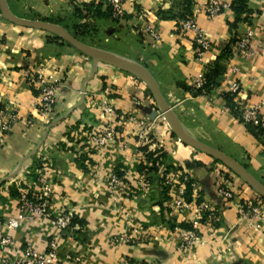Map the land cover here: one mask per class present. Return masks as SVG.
Wrapping results in <instances>:
<instances>
[{
    "label": "crops",
    "instance_id": "crops-1",
    "mask_svg": "<svg viewBox=\"0 0 264 264\" xmlns=\"http://www.w3.org/2000/svg\"><path fill=\"white\" fill-rule=\"evenodd\" d=\"M6 1L18 17L60 19L67 25L75 7L94 0ZM207 1L124 0L121 17L85 12L84 20L95 34L92 42L88 43L89 36L83 42L146 68L190 136L218 148V139L229 143L248 156L249 170L264 176V143L223 99L229 82L237 80L243 88L240 103L258 105L264 115V0H246V11L234 24L235 12L229 5L211 17L201 10ZM106 8L100 5L103 12ZM187 12L195 13L210 44L201 55L195 52V31L180 26L181 15ZM147 21L156 27L157 40L145 34ZM249 27L255 31L251 55L222 53L233 34H243ZM216 64L221 75L211 90L196 93L191 79ZM232 68L236 70L227 72ZM36 71L52 75L56 82V101L47 113L36 109L38 91L28 76ZM103 91L118 116H108L115 123V138L98 146L92 135L105 119L96 108L87 107L86 100ZM0 105L19 115L0 142V239L9 235L14 242L12 249L0 243V260L19 264L25 248L44 251L55 239L60 264H264V218L251 220L237 206L254 199L255 192L214 157L176 138L158 119L153 95L141 78L94 62L54 32L14 24L0 13ZM27 118L32 125L26 124ZM140 124L153 127L147 142L138 138ZM157 154H162V170L154 172L160 162L153 165ZM176 167L189 172L199 185V197L216 211L215 218L200 219L196 241L185 249L179 248L177 231L191 210L177 209L171 194L158 201L165 175ZM39 172L51 189V214L73 213L72 233L58 234L44 216H28L15 229L6 226V220L19 213V197L10 193L12 183L23 186L20 181L27 177L34 184L29 174ZM111 174L121 179L114 188L109 185ZM143 174L151 175L145 193L137 186ZM224 185L234 192L232 199L219 193ZM137 224L150 235L147 242H114V236Z\"/></svg>",
    "mask_w": 264,
    "mask_h": 264
},
{
    "label": "built area",
    "instance_id": "built-area-1",
    "mask_svg": "<svg viewBox=\"0 0 264 264\" xmlns=\"http://www.w3.org/2000/svg\"><path fill=\"white\" fill-rule=\"evenodd\" d=\"M95 2H101L106 6H110L112 10V15L114 17H121L124 13L123 2L124 0H94ZM228 3L221 2L219 0H208L203 8V12L208 16H214L221 12L224 8L228 7ZM180 26L183 30H194L195 31V52L197 55H201L207 49H209L210 44L206 38L203 30H201L195 21V13L182 19L180 21ZM144 32L153 40L158 39V32L156 27L151 21H147L144 24ZM255 36V31L252 27L247 28L243 34H240L237 41L232 47V54H240L243 56H249L254 51V44L252 39ZM236 70L232 68L227 70V72ZM31 78L33 85L38 91L36 109L39 112L47 113L50 112L55 101V91H56V82L52 75H43L40 71L31 72L28 74ZM204 82L203 75L194 76L191 79V85L194 88H199ZM227 92H230L234 95V100L237 106L240 105V121L244 124L251 123L253 125H259L264 128V115L260 114L258 105H248L245 106L240 103V96L243 93V88L239 81L232 80L227 85ZM82 94H85V91H81ZM86 106L89 108H96L101 116L105 119L104 126L101 129L97 130L95 134L92 135L93 141L98 146H103L109 141L113 140L116 135L115 123L108 119V116L113 115L117 117L112 103L109 101L107 94L103 91L99 93V97L95 95H89L86 100ZM19 115L17 111L6 105H0V142L5 138V135L11 130L13 124L18 120ZM130 119H135L133 116ZM27 125H32L33 121L31 118L26 119ZM141 143L149 141V132L148 126H144L142 130L139 131L138 135ZM159 160V159H157ZM157 168L162 170L160 162H156ZM142 184L148 188V182L146 180L145 174L141 175ZM121 179L117 174H111L109 179V185L114 188L120 184ZM189 182L192 193L191 200L187 201L185 199L186 195V183ZM163 185H167L169 188L170 194L173 196L174 205L177 207H189L187 209L191 210V229H183L180 232V237L185 238H195L196 239V230L200 225L199 218L208 212V216L212 214V207L210 204L203 200H198L199 194L196 195V190L199 188V185L196 180L191 178L188 171L180 169L178 167L171 169L164 177ZM35 190L33 191L32 196H28L27 191L24 188H19V198H18V209L19 213L12 218L6 220V226L11 229H15L19 226L21 220H24L28 216L30 217H41L44 216L48 220V224L56 230L58 234L61 233H72L74 230L75 223H73L74 215L71 211L61 210L56 214H51L49 211L50 197L49 193L51 191L49 184L46 182L45 174L39 172L36 181L34 182ZM219 193L225 199H232L234 192L230 188L220 187L218 189ZM196 195V196H195ZM244 207L250 208L255 215L258 214V207L255 204H252V201L248 200L239 204L240 211L244 210ZM249 211V210H248ZM202 214V215H201ZM135 230V229H134ZM135 238L134 233L130 234H121L113 237L114 242L127 243L133 242ZM194 239V240H195ZM0 243L12 249L14 247V242L9 235L0 239ZM56 240L51 239L47 249L44 251H38L34 248H25L24 255L19 262V264H60L57 262L56 256ZM74 261H79L78 257L74 258ZM17 263V262H16ZM0 264H12L8 261L7 258H2ZM124 264H130L125 262Z\"/></svg>",
    "mask_w": 264,
    "mask_h": 264
},
{
    "label": "water",
    "instance_id": "water-1",
    "mask_svg": "<svg viewBox=\"0 0 264 264\" xmlns=\"http://www.w3.org/2000/svg\"><path fill=\"white\" fill-rule=\"evenodd\" d=\"M0 13L5 19L14 24L27 27H35L49 32H54L67 40L77 50L90 57L94 62H104L108 65L121 70H125L141 78L148 84L150 91L158 104V107L162 111L164 119L166 120L171 130L177 135V138L179 140L193 147H196L203 152H206L207 154L213 156L215 159L226 164L238 175H240L245 181H247L262 197H264V184L261 183L256 177H254L242 164H240L236 159L226 154L222 150H219L214 146H211L190 136L180 126L171 110L170 105L161 94L152 74L146 68L126 59L119 58L111 52L100 50L92 45L83 42L82 40L74 37L60 24L49 21L18 17L10 11L6 0H0Z\"/></svg>",
    "mask_w": 264,
    "mask_h": 264
},
{
    "label": "trees",
    "instance_id": "trees-1",
    "mask_svg": "<svg viewBox=\"0 0 264 264\" xmlns=\"http://www.w3.org/2000/svg\"><path fill=\"white\" fill-rule=\"evenodd\" d=\"M246 0H232L231 3L229 4V6L232 8V10L235 12V19L233 21V24L239 19V15L242 11H246V5H245ZM103 3L101 2H94V1H90V2H83L80 4V6L75 7V11L73 13V16L71 18L70 21L66 22L67 25L63 24L61 22L60 19H51V21L53 23H57V24H61L63 25V27L65 29H67L74 37L85 41L84 37L89 36L90 39H88V43L93 41V36L92 34H95V28H91L90 27V22L85 19V12H89V11H93L96 14H103V15H107V16H112V10L110 8V6H106V10L103 12L100 9V5H102ZM192 15V12H187L181 15V20L185 19L186 17ZM113 17V16H112ZM80 19H83L81 22H77ZM239 37L238 33L233 34V36L222 46V53L230 55L232 54V47L234 45V43L237 41ZM220 66L219 64H216L213 68H209L207 71L204 72L203 74V78H204V82L202 84L201 87L199 88H194L196 93H201V92H208L209 90H211L212 86L215 84L216 80L215 77H217V75L220 74ZM221 75V74H220ZM223 99L225 101V105L230 109V112L232 114H234L235 116L238 117V119L240 120V112L238 109V106L234 100V95L231 94L230 92H226L223 94ZM248 128V130L255 136L257 137L259 140H262V143H264V128L260 127L259 125H253L251 123H246L245 124ZM158 156L160 158H158ZM158 159H160V163L162 161V154H157L154 159H153V165L154 162ZM156 167V166H155ZM151 169V168H149ZM153 169V168H152ZM156 169H158L157 167L154 168V172H156ZM164 172H166V170L162 171L161 173L163 174ZM118 173H120L118 171ZM149 173V172H148ZM121 174V173H120ZM119 176V174H117ZM30 178H32V180H34V177L29 176ZM150 176H147L146 179L151 180ZM23 187L27 193L28 196H32L33 191L30 189V187L26 184V183H21ZM12 187V186H11ZM14 189V190H13ZM10 193L14 196L19 197V190L18 188H11L10 189ZM159 193L161 194V197L159 198V203L161 202V198H167L170 194L169 189H166L165 187L162 188V190L160 189ZM191 193H192V189L191 186L189 184V182L186 183V197L188 200H190L191 197ZM203 217H208L207 214H203ZM76 222V219L73 218V223ZM184 225V224H183ZM183 227H189L187 225L183 226Z\"/></svg>",
    "mask_w": 264,
    "mask_h": 264
},
{
    "label": "rangeland",
    "instance_id": "rangeland-1",
    "mask_svg": "<svg viewBox=\"0 0 264 264\" xmlns=\"http://www.w3.org/2000/svg\"><path fill=\"white\" fill-rule=\"evenodd\" d=\"M85 43H87V42H85ZM88 44V43H87ZM113 44V43H112ZM90 45V44H89ZM75 48V47H74ZM154 98V97H153ZM154 102H155V104L157 105V109H158V115H159V117H158V119H160L164 124H167V122L165 121V119L163 118V114H162V111H161V109L158 107V104H157V102H156V100H155V98H154ZM162 114V115H161ZM157 119V118H156ZM157 119V120H158ZM142 127H141V129L140 130H142V128L146 125V126H148V132H149V134H150V132H151V130H152V126L149 124V125H147V124H140ZM168 127H169V125H168ZM170 128V127H169ZM170 130H171V128H170ZM172 131V130H171ZM172 133L175 135V137L177 138V135L172 131ZM197 139V138H196ZM199 140V139H198ZM200 141H203V140H200ZM183 142V141H182ZM205 143H207V142H205ZM217 143H219L220 144V148L221 149H224L225 151H228V152H232L231 154H230V156L231 157H233L234 159H236L240 164H242L254 177H256L261 183H263L264 184V176L263 175H260L259 173H256V172H254L252 169L251 170H249L247 167H248V156L247 155H244L243 154V152H236V150L235 149H233V148H231L230 146H229V143H225V142H223L222 140H220V139H218V141H217ZM207 144H209V143H207ZM210 145V144H209ZM215 147V146H214ZM196 148V147H195ZM216 148H218V147H216ZM220 148H218L219 150H221ZM197 150H200V149H198V148H196ZM201 151V150H200ZM223 151V150H222ZM206 153V152H205ZM228 154V153H227ZM229 155V154H228ZM211 156V155H210ZM213 157V156H212ZM217 160V159H216ZM219 163H221V164H223L224 166H226V167H228L226 164H224V163H222L221 161H219V160H217ZM229 168V170H231L232 172H234L235 174H237L234 170H232L230 167H228ZM38 175H39V173H34V174H29V176H31V177H34V180H32L33 182H35L36 181V178L38 177ZM238 175V174H237ZM239 177H241L240 175H238ZM242 178V177H241ZM243 179V178H242ZM23 180H26L27 181V185L30 187V189L32 190V191H34L35 190V185L34 184H32V182H28V178L27 177H25V179H22L20 182L22 183V181ZM244 180V179H243ZM245 181V180H244ZM137 182H139V184L137 185L138 186V188H139V191L140 192H142V193H145L146 191H147V188H146V186H144L143 184H142V178H141V176H139L138 178H137ZM248 185H249V187L251 188V190L253 191V192H255V194H256V197L254 198V199H251V201H252V204H255L257 207H258V214L257 215H255L254 214V212H252V210L249 208H246V207H244V210L243 211H241L242 213H248V216H249V218L251 219V220H253V219H258L259 220V218H261V219H263L264 217H263V212H264V207H263V204H264V197H262L247 181H245ZM20 183L19 182H16L15 184H14V182L12 183V187H10V189L11 188H18V190H20L19 188V185ZM150 187V186H149ZM163 187H165L166 189H168L169 187L167 186V185H163ZM224 188H226V185H224L223 186ZM21 188H23V187H21ZM149 189H151V187L149 188ZM148 189V190H149ZM14 190V189H13ZM150 191V190H149ZM151 192V191H150ZM199 188L196 190V195L197 194H199ZM20 193V192H19ZM195 195V196H196ZM196 198H198V200L200 201V200H203L202 198H200L199 196L198 197H196ZM185 199H186V197H185ZM190 200H191V197H190ZM188 201V200H187ZM19 204V203H18ZM239 204L240 203H238L237 204V206H238V209L240 210V208H239ZM177 209H179V210H181V209H184L185 207H177V206H175ZM187 208H189V207H187ZM249 210V211H248ZM207 215H208V212L206 213ZM216 214V211H215V209L213 208L212 209V214L210 215V216H208L207 218L209 219H213V217L215 218V215ZM202 215V214H201ZM203 216V215H202ZM202 216L199 218V222H200V219L202 218ZM260 219V220H261ZM190 218L187 220H184L180 225H181V227H180V229H178V237H179V239H180V241H179V248L180 249H185V248H187V247H189L193 242H195L196 241V239L195 238H185V239H183V238H181L179 235H180V232L183 230V229H191L192 227H191V223H190ZM184 224V225H183ZM185 225H187V226H189V227H183V226H185ZM135 229V230H134ZM196 232V234H195V236L197 237V230L195 231ZM130 233H134L135 234V238H133V242H127V243H134V244H136V243H140V242H142V243H144V242H147L148 240H149V238H150V235L146 232V231H144V229H143V227H141L140 225H134V226H131L130 227V229H129V231L128 232H126V233H124V234H130ZM195 239V240H194Z\"/></svg>",
    "mask_w": 264,
    "mask_h": 264
}]
</instances>
